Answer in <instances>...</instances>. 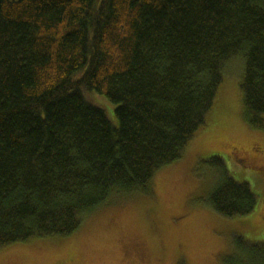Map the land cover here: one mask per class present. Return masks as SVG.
<instances>
[{
    "label": "trees",
    "instance_id": "1",
    "mask_svg": "<svg viewBox=\"0 0 264 264\" xmlns=\"http://www.w3.org/2000/svg\"><path fill=\"white\" fill-rule=\"evenodd\" d=\"M234 59L261 123L264 0H0V249L69 237L118 197L154 196ZM209 204L241 218L258 198L224 171ZM243 241L226 264H264V245Z\"/></svg>",
    "mask_w": 264,
    "mask_h": 264
},
{
    "label": "rangeland",
    "instance_id": "2",
    "mask_svg": "<svg viewBox=\"0 0 264 264\" xmlns=\"http://www.w3.org/2000/svg\"><path fill=\"white\" fill-rule=\"evenodd\" d=\"M243 71L240 59L228 63L206 125L180 160L154 176V196L118 197L69 237L2 248L0 264H226L243 254L236 239L264 245V116L254 124L247 115ZM105 102L116 123L115 106ZM224 171L257 196L253 214L229 219L210 206Z\"/></svg>",
    "mask_w": 264,
    "mask_h": 264
}]
</instances>
